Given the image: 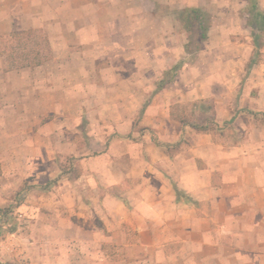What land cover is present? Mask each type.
<instances>
[{"label":"crops","instance_id":"1","mask_svg":"<svg viewBox=\"0 0 264 264\" xmlns=\"http://www.w3.org/2000/svg\"><path fill=\"white\" fill-rule=\"evenodd\" d=\"M254 4L264 12V0H0V40L39 30L53 47L25 91L3 88L9 73L0 70V136L9 140L0 141V206L18 189L7 177L36 173L7 232L19 259L264 264V45L257 53L251 38ZM190 8L210 18L193 58L178 19ZM186 58L163 88L148 84ZM88 76H99L107 100L84 98ZM59 156L72 168L54 175Z\"/></svg>","mask_w":264,"mask_h":264},{"label":"rangeland","instance_id":"2","mask_svg":"<svg viewBox=\"0 0 264 264\" xmlns=\"http://www.w3.org/2000/svg\"><path fill=\"white\" fill-rule=\"evenodd\" d=\"M174 19L176 21L175 14H172V16H169V20H174ZM168 24H170V21L168 22ZM177 30H178V27H177ZM27 32L29 31L19 30V31L10 32L9 34L1 37V40H0V70L3 71V73H9V74H6L1 79L3 88H9V86L11 88L12 86V88H23L21 89L23 91L26 90L25 88H31V82H33L34 80H37V82L40 81L33 71L29 72L31 68L35 67L33 64L37 60H40L41 65H42L52 55L53 47L49 45V43L47 42L48 38L45 35L44 31L34 30V31H31V34ZM177 49H179V46H177ZM262 59L264 60V58ZM84 63L85 65H87L86 61ZM26 65H31V66L27 67ZM94 65L97 68L100 67L97 64H94ZM21 66H26V67H21ZM85 68H87V66ZM243 68H244V75L238 78H235L234 84H232L234 88L240 87V83L239 81H237V79L238 80L241 79L243 81L247 79L248 73L250 72V69H251L250 62H248ZM40 74L43 76V74H46V72L41 71ZM137 75L138 74H136L133 71V75H132L133 82L142 81V79L138 77ZM114 77L110 76L109 81L115 82L116 77L115 78ZM157 79L158 77L154 75L151 76V78L147 79L148 84L149 85L157 84ZM104 80L105 82H107L108 79L105 77ZM147 80L144 79L143 81L146 82ZM11 82L13 83L11 84ZM89 82L91 84H89ZM100 83L101 81L99 82V76H95V77L88 76L87 78H85L84 93L86 97L84 96V93H83L84 98L91 99L93 101H101V102H104L105 100H107L108 99L107 92L102 91L103 89L99 87ZM94 85H97L98 87L89 88V86H94ZM21 111H22L21 115H23L24 117L21 116V119L19 120L20 122L19 132L20 133H19L18 141L20 143H25V141L27 140L22 139V136H25L26 134H28L27 132L28 125L26 124L27 123L26 117L28 113H27V109L26 108L24 109V107L21 109ZM0 120L3 121V119H0ZM2 123L3 122L0 121V127H2L3 125ZM37 127L33 129L34 130L33 133L35 132L37 133ZM39 136L41 139H43L42 133H40ZM0 141H3V143L6 145L7 144L6 141H9V140H7V138H3L0 136ZM13 142L15 143L17 142V140L14 139ZM41 143H43V141H41ZM5 145L3 147H5ZM54 147L57 148L58 150L59 144H55ZM56 160L57 161L55 162V167L53 168L52 174L55 175L57 173L58 168L59 169L62 168L63 170L67 168H70V169L72 168L71 164H73V159L66 160V159L60 158L59 156L58 158H56ZM2 162L4 164L5 161H2ZM8 164H10V162H8ZM14 166H15V163H14ZM33 170H34V167L31 168V171L28 174L23 172L19 176V179H20L19 182H16L11 176L7 177L6 179L7 184L9 185L12 184L11 185L12 187H17L18 189L15 190L11 188L12 191L10 190L4 196L5 204L0 206V220H1V223H0V263L1 264H18V262L19 264H25V262L28 263L29 261L28 259H19L18 256H23V254H19L16 252L15 249L17 248V246L16 245L13 246L11 244L12 237L11 235H8L7 232H10V230L13 228L12 224H13V218L15 217V214L17 213L16 209L19 205V202L25 196L24 192L27 191L29 182L35 179L34 177L36 173H33L34 172ZM68 174L70 177L76 176L75 172L74 173L69 172ZM45 179H46L45 176L42 175L38 180L43 181ZM12 213H14V215H12ZM2 217L3 219H1ZM2 242H5V245H2L1 244Z\"/></svg>","mask_w":264,"mask_h":264},{"label":"trees","instance_id":"3","mask_svg":"<svg viewBox=\"0 0 264 264\" xmlns=\"http://www.w3.org/2000/svg\"><path fill=\"white\" fill-rule=\"evenodd\" d=\"M249 16L251 38L255 51L258 53V51H260L264 45V12L259 11L254 4L249 10ZM178 19L182 24L184 31L187 33V44L184 46L185 53L187 55H191L190 57L193 58L195 54L200 51L201 44L207 40L210 18L200 10L190 8L182 11L178 16ZM27 33L31 34V31ZM188 60L189 59L186 58L167 71L163 76V79L157 83L156 88H163L167 83L173 81V79L177 76L178 71L186 62H188ZM40 64L41 61L37 60L33 65L38 66ZM26 66L28 67L31 65Z\"/></svg>","mask_w":264,"mask_h":264}]
</instances>
